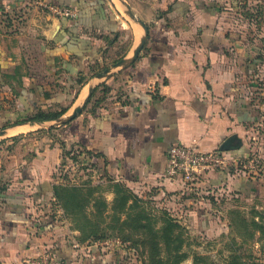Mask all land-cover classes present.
<instances>
[{"label": "crops", "instance_id": "crops-1", "mask_svg": "<svg viewBox=\"0 0 264 264\" xmlns=\"http://www.w3.org/2000/svg\"><path fill=\"white\" fill-rule=\"evenodd\" d=\"M3 19L0 87L33 109L65 112L0 129V147L20 146L15 162L0 160L11 177L0 186V264L46 254L59 264H129L123 246L81 242L58 205L55 171L71 150L95 175L164 205L177 196L164 177L169 148L211 152L236 136L239 147L226 152L237 158L262 119L248 90L264 57L256 47L264 43V0H0ZM230 174L217 170L204 181L228 184ZM198 199L180 204L201 224Z\"/></svg>", "mask_w": 264, "mask_h": 264}, {"label": "rangeland", "instance_id": "rangeland-1", "mask_svg": "<svg viewBox=\"0 0 264 264\" xmlns=\"http://www.w3.org/2000/svg\"><path fill=\"white\" fill-rule=\"evenodd\" d=\"M0 25L6 28V19H3ZM256 47L264 56V43H257ZM116 59L117 57H113V60ZM113 60L109 59L107 63ZM251 74L252 80L249 82L248 91L250 96L255 97L257 111L262 115V119L260 116L261 121L251 128L250 135L245 136L244 150L237 157L241 160L240 163L227 170L228 173L233 171L235 178L230 174L231 182L228 181V184L213 185L204 182L202 190H205L193 195L202 202L203 205L196 208L205 211L206 219L201 220L200 224L192 209H188L187 206L183 208L178 196L171 197L170 202L165 201L164 205L157 203L145 205L150 214L158 215L160 211L166 210L165 212H169L177 220L179 226L173 229L175 235L173 238L161 231L165 225L161 219H157L155 222L153 220L154 223L150 224L149 228L150 231H159L158 234L146 235L143 238V235L133 233L128 240H123L127 238L128 231L131 232L130 229L122 232L118 229H107L110 220L104 218L106 213L103 212L101 216L94 213L98 212V204L94 207L93 198L105 200L106 195L112 194V201L107 205L111 207L113 204L114 193L109 180L89 170L88 163L84 164L76 156V151L71 150V154L60 161L55 171L59 176L58 183L70 189H81L82 214L91 216L90 221L96 222L102 230L97 235L101 239L94 241H108L123 246L129 264H264V57L260 66L255 67ZM11 90L0 87V129L4 125L23 122L36 111L27 100L15 96V92ZM21 144L25 146L24 140L20 141ZM14 145L10 147L7 142L1 143L0 160L6 161L8 165L12 161L15 162L17 158L15 152L20 150V146L13 147ZM11 156L13 158H10ZM1 172L0 186H5L11 177ZM240 177L246 181L245 187L237 186ZM251 177L262 178V184L256 185ZM93 188L96 190L91 191ZM207 188L215 194L210 200L204 199L206 196L204 193L209 191ZM69 194L71 192L66 191L65 195ZM65 195L63 196L68 201L65 199L64 202L68 209L72 210L73 201ZM60 203L58 201L61 208ZM103 209L104 207L102 211ZM85 218L73 219L72 216L66 219L72 227L79 224L83 228H88L90 224Z\"/></svg>", "mask_w": 264, "mask_h": 264}, {"label": "trees", "instance_id": "trees-1", "mask_svg": "<svg viewBox=\"0 0 264 264\" xmlns=\"http://www.w3.org/2000/svg\"><path fill=\"white\" fill-rule=\"evenodd\" d=\"M82 80L79 82L81 83ZM104 86V85H103ZM105 89V86L104 88ZM65 112V108L60 110H50L45 111L40 108H37L35 114H33L28 119L24 120L23 122H43L47 120H53L60 117ZM22 123V122H20ZM6 126V125H4ZM74 158V157H73ZM112 192L114 193L113 204L107 205L106 200H96L97 198H93L92 203L97 206L98 204V212H94L99 216L102 213H106L104 218H108L110 220V224L106 227L107 229H118L121 232L123 230L130 229L131 232L128 231L127 238H123V240H128L129 237L134 234L143 235V238L146 235H155L158 234L159 231L154 230L150 231V224L154 223L157 219H161L162 223H164V227L162 228L163 233H167L170 237L173 238L174 235V228L177 227L178 223L177 220L174 219L169 212L160 211L158 215L150 214L147 212L145 205L152 204L153 200H143L137 194L132 192L128 187L121 183H112ZM70 191L71 194L65 195L66 191ZM96 190L93 188L91 191ZM90 191V192H91ZM81 189L79 188H67L62 184H56L54 186V197L57 201L61 202V208L64 212V216L69 219L72 218H85L88 220L90 224L88 228H83L79 224L76 225L74 228L80 232V236L78 237L81 242L88 241V240H98L101 239L97 236L102 230L99 228L96 222H91V216H85L82 214L81 211ZM91 194V193H89ZM63 195L73 201V209L69 210L67 204L65 203L68 201ZM90 196V195H88ZM91 197V196H90ZM214 196H208V198H212ZM66 199V201H65ZM65 201V202H64ZM103 201V202H101ZM101 206V208L99 207ZM104 207L103 211L102 208ZM155 207V206H154ZM109 213V214H107ZM154 220V222H153ZM118 226V227H117ZM179 226V225H178ZM101 230V231H100ZM172 238H169L171 240ZM173 240V239H172ZM138 241V240H137ZM138 243V242H137Z\"/></svg>", "mask_w": 264, "mask_h": 264}, {"label": "built area", "instance_id": "built-area-1", "mask_svg": "<svg viewBox=\"0 0 264 264\" xmlns=\"http://www.w3.org/2000/svg\"><path fill=\"white\" fill-rule=\"evenodd\" d=\"M49 8L58 16L64 18L75 16L76 10L71 7L50 5ZM166 157L167 167L164 177L177 185V196L180 199L183 197L189 198L203 192L205 190H202L205 182L204 178L207 173L217 170L227 171L241 161L226 151L202 152L194 146L184 144L169 148ZM209 189L207 188L206 190ZM187 194L191 195L186 196ZM204 195L208 198V196H214L215 194L209 190ZM26 264H59V262L53 256L46 254L45 257L39 260L29 259Z\"/></svg>", "mask_w": 264, "mask_h": 264}, {"label": "water", "instance_id": "water-1", "mask_svg": "<svg viewBox=\"0 0 264 264\" xmlns=\"http://www.w3.org/2000/svg\"><path fill=\"white\" fill-rule=\"evenodd\" d=\"M132 17V15H131ZM141 25L143 26L144 30H145V33H147V27L142 23L140 22ZM146 39V38H145ZM145 39L143 40L145 42ZM142 42V44L144 43ZM141 44V45H142ZM141 46H139V48L136 49L135 51V56H137V53L138 51L140 50ZM77 112V111H76ZM2 134V132H1ZM236 140V136H231L230 138H228L227 140H225L223 142V144L220 146L219 150L220 151H231V150H234V149H237L239 147V144H234V141ZM238 140V139H237ZM239 141V140H238Z\"/></svg>", "mask_w": 264, "mask_h": 264}]
</instances>
